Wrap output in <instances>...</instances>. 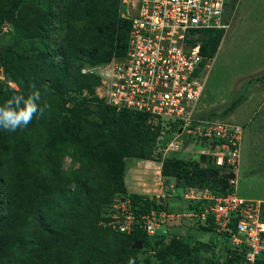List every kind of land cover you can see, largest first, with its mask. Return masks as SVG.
<instances>
[{
	"label": "trees",
	"instance_id": "obj_1",
	"mask_svg": "<svg viewBox=\"0 0 264 264\" xmlns=\"http://www.w3.org/2000/svg\"><path fill=\"white\" fill-rule=\"evenodd\" d=\"M37 1L43 3L40 0ZM120 1L48 0L49 6L54 2L59 13L58 11L53 13L51 8L43 11V23H40L38 35L46 42L45 61H50L56 76L64 80L65 87L61 88V93L79 90L83 82L88 84L91 78L98 84L99 77L91 73H82V68L106 62L114 54L122 55L125 52L130 21L119 16ZM26 2L27 0H22L23 4L19 8L21 12L27 8ZM236 2L237 0H232L229 3L231 10L235 8ZM50 25L57 27L59 45L50 42ZM193 34H196L194 41L200 44L202 60L199 74H202L206 65L216 55L225 31L219 28H207L194 30ZM9 59L15 62L12 57ZM11 65L13 63H9L6 57L1 56L0 66L4 68L7 80L15 81L20 92L26 96L32 91L33 83L31 82L35 80L19 81ZM23 69L27 70L26 68L21 70ZM34 74L37 73L33 70L27 72L28 77L30 75L33 77ZM82 78L83 82L80 81ZM37 89L41 93V103L45 101L49 103L50 109L54 107V112L45 110L43 114L38 113L27 127L19 128L14 132L0 129V167L9 168L13 163L26 162L25 169L21 174L19 173L20 177L25 176L24 181L11 183L0 178V187L5 184L7 186L6 201L4 207L0 209V264H55L54 260L60 257V254H65L64 257L76 254L78 264H101L105 260L116 258L113 251L123 241L125 244L121 260L125 257L128 260L131 258L134 264H220L215 262L220 259L226 260V264H247L243 251H246V246L242 244L233 246L229 240V232L218 230L214 219L210 216L204 224L198 221L199 228L203 232L212 233L211 237L214 240L208 242L209 245L203 243L192 245L183 238L184 236H181L183 235L181 233L180 237L176 236L179 240H172L176 245L168 253L162 254L160 247L163 246V241L169 238L171 230L166 228L169 231L166 232L161 228L154 235H148L139 227L126 233L115 231L103 224L111 231L105 240L99 241V244H94L95 240L91 242L88 240L84 244L76 242L77 245H66L65 248L69 250L58 249L57 247L64 245L60 243L69 235L68 232L74 227V222H79L82 217H88V213L94 212L99 207L98 200L95 201L94 198L102 190V186L95 180L98 174L96 167L91 171V178L90 174L83 177L57 175L58 178L47 181L42 187L40 184L37 185L38 171H41L40 168L50 159L47 149L49 145L53 147V141L61 138L62 135L72 141L78 140L81 144L90 143L92 148L98 150L99 155L102 152H112L146 161H159L160 173L172 178L173 186L177 189L181 188L182 191L189 186L209 188L219 194L233 191L234 185L231 180L223 176L224 169L232 167L216 165L210 156L204 154L194 158H184L178 153L170 156L163 155L158 147L163 149L172 134L166 133L158 139L160 127L152 126L143 112L123 107L117 109L116 106L106 103L103 98L94 100L93 107L79 99L73 100L71 105H66L56 94L54 96L56 103H54V97L48 99L47 95H53L51 88ZM0 94L4 96V99L10 97V94L5 92ZM54 152L60 153V150L53 149ZM32 177L35 180L28 181ZM68 185L72 186L63 190ZM116 186L119 190L123 189L122 173L119 174L114 188ZM179 196L182 198V192ZM127 198L136 215L149 212L151 209L166 210L163 203H156L155 199H149L144 194L131 193ZM24 200H27V213L38 217L37 225L25 227L12 222V219L23 215L17 210L22 208ZM50 201H53L56 206L53 209L52 206L50 207ZM182 201L185 203L186 211L201 210V202L190 204L183 198ZM262 207L264 214V203ZM235 223L236 218H232L229 226L235 229ZM47 235L52 236L50 238L53 242L43 241ZM134 241L141 243L143 249L132 248L131 244ZM221 244L228 251L227 253H230L229 258L227 256L212 257L213 259L210 258L208 262L202 263L198 250L201 247L218 249ZM144 250L152 255L151 262L138 260L140 251ZM141 257L146 258V256ZM255 264H264V251L257 255Z\"/></svg>",
	"mask_w": 264,
	"mask_h": 264
},
{
	"label": "rangeland",
	"instance_id": "obj_2",
	"mask_svg": "<svg viewBox=\"0 0 264 264\" xmlns=\"http://www.w3.org/2000/svg\"><path fill=\"white\" fill-rule=\"evenodd\" d=\"M40 1L43 3L27 0L26 10L21 12L19 8L23 4L22 0H0V58L4 56L9 63H13L11 68L17 73L19 81L27 82L34 79L35 81L31 83L35 84L36 88H51L53 95L47 94L48 99H53L57 94V97H60L66 105H71L73 100L79 99L93 107V101L101 100L105 88L103 83L97 84L93 78L87 82L89 85L83 82V78L80 79L83 85L79 90L61 93V88L65 87L64 80L56 76L50 61H45L46 42L38 35L40 23H43V11L51 8L53 13L57 11L59 13V10L54 2L49 6L48 0ZM231 1L229 0V3ZM232 12L234 13L232 26L225 32L216 55L206 65L202 74L204 86L199 100V103L201 102L198 106L199 116L211 117V119L241 127L237 166L224 169L223 174L235 173V179L231 182L238 196L264 199V0H237ZM49 29L51 30L50 42L59 45L57 27L50 25ZM11 57L15 62L9 59ZM27 67L30 68L27 69ZM22 68L27 70H21ZM32 70L37 73L33 75L34 78L32 75L27 76V72ZM24 76L27 77L23 78ZM3 92L10 96L23 94L15 81L7 80L4 68L0 66V93ZM1 97L0 94V101ZM2 98L4 99V96ZM54 103H56V97H54ZM53 108L49 109V112H54ZM180 138H177L178 143L171 146L167 152L163 150V155L170 156L178 153L184 158L197 157V154L188 151L187 144L181 143ZM53 144V147L49 145L47 149L49 161L40 168L41 171H38L37 185L40 184L42 187L47 181L58 178L57 175L83 177L90 174L91 178V171L96 167L98 174L95 180L102 186L100 193H97V199L94 198L95 201L98 200L99 207L94 212L88 213V217H82L79 222H74L75 225L68 232L69 235L60 243L64 245L57 247L58 249L69 250L65 246L75 245L76 242L84 244L88 240L89 242L95 240L93 243L99 244L101 239L105 240L111 230L103 224H107L108 215L112 212L114 204L119 198H127L131 193L146 196L164 194L163 197L160 195L158 200L163 203L172 217H168L169 220L163 225V229L166 232L169 229L171 233L160 247L162 254L168 253L176 245L172 240H179L177 237H180L181 233H183L181 236H184L183 238L192 245L208 244L214 240L211 237L212 233H205L199 228L194 217L182 216L183 213L186 214L185 203L179 196L182 190L173 186L172 178L159 173L158 161H145L112 152H102L99 155L98 150L92 148L90 143L81 144L80 141H72L65 135L54 140ZM53 149L60 150V153H53ZM25 163H13L9 168L0 167V178L11 183L24 181L25 176L20 177L19 173L21 174L25 169ZM120 173H122L123 183L121 190L117 189V186L114 188ZM34 180L35 178L32 177L28 181ZM5 186L0 187V209L4 207L7 197V186L6 188ZM71 186L68 185L63 190ZM19 196L21 197L20 194ZM21 206V211L17 210V212H22L23 215L12 219V222L25 227L37 225L38 217L27 213V200H24ZM51 206L52 209L56 207L53 201H50ZM50 237L52 236H45L43 241L53 242ZM124 244V241L121 242L113 251L115 259L105 260L101 264H128L129 260L126 257L121 260ZM134 244L139 243L134 241L131 244V247L136 249ZM137 249L142 250V245ZM227 252L222 244L218 249L201 247L198 250L202 263L208 262L212 257L227 256L229 258L230 253ZM64 255L60 254V257L55 258L54 263L78 264L76 254L69 257ZM139 255L138 260L152 261V255L145 250L140 251ZM141 256L146 258L142 259ZM158 256L162 255L158 254ZM215 262L226 264L224 259Z\"/></svg>",
	"mask_w": 264,
	"mask_h": 264
},
{
	"label": "built area",
	"instance_id": "obj_3",
	"mask_svg": "<svg viewBox=\"0 0 264 264\" xmlns=\"http://www.w3.org/2000/svg\"><path fill=\"white\" fill-rule=\"evenodd\" d=\"M230 10L229 0H121L119 16L130 21L125 52L81 71L99 77L106 103L145 113L152 126L160 127L158 139L172 134L165 152L181 137L192 154L208 155L219 166L236 167L241 127L199 116L204 79L203 72L199 74L200 44L193 34L207 28L228 31L234 20ZM160 195L164 194L149 199L161 203ZM182 198L202 204L200 211H185L182 216L202 224L210 216L218 230L229 232L233 246H246L245 263L251 264V254L264 251V201L238 196L234 190L219 194L193 186L182 191ZM168 217L172 215L164 208L136 215L123 197L114 204L106 225L126 233L139 227L154 235ZM232 218H236L235 229L229 226Z\"/></svg>",
	"mask_w": 264,
	"mask_h": 264
},
{
	"label": "clouds",
	"instance_id": "obj_4",
	"mask_svg": "<svg viewBox=\"0 0 264 264\" xmlns=\"http://www.w3.org/2000/svg\"><path fill=\"white\" fill-rule=\"evenodd\" d=\"M50 108L51 105L46 101L41 103V93L36 88L35 84H33L32 91L26 96L24 94H13L4 99L3 102H0V129L14 132L19 128L27 127L36 114H43L45 110H49ZM166 146L163 149L158 147V150L163 151ZM147 197L149 198V196ZM258 254L259 253L256 252L249 256L251 264H255V257ZM128 264H134V261L130 258Z\"/></svg>",
	"mask_w": 264,
	"mask_h": 264
},
{
	"label": "water",
	"instance_id": "obj_5",
	"mask_svg": "<svg viewBox=\"0 0 264 264\" xmlns=\"http://www.w3.org/2000/svg\"><path fill=\"white\" fill-rule=\"evenodd\" d=\"M223 176L227 179H234L235 178V173L231 172V173H224ZM142 244L139 243V244H134V247L138 248L140 247Z\"/></svg>",
	"mask_w": 264,
	"mask_h": 264
},
{
	"label": "crops",
	"instance_id": "obj_6",
	"mask_svg": "<svg viewBox=\"0 0 264 264\" xmlns=\"http://www.w3.org/2000/svg\"><path fill=\"white\" fill-rule=\"evenodd\" d=\"M201 103V102H200ZM199 102H198V106H199V104H200ZM198 109H199V107H198ZM146 161V160H145ZM160 165H161V163L159 162V171H160ZM259 200H264V199H259Z\"/></svg>",
	"mask_w": 264,
	"mask_h": 264
}]
</instances>
